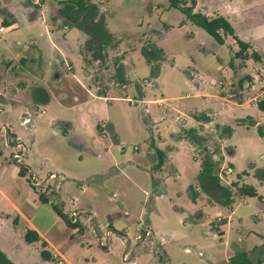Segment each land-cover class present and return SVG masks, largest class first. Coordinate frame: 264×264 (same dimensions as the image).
I'll return each mask as SVG.
<instances>
[{"label": "rangeland", "instance_id": "1", "mask_svg": "<svg viewBox=\"0 0 264 264\" xmlns=\"http://www.w3.org/2000/svg\"><path fill=\"white\" fill-rule=\"evenodd\" d=\"M34 1L0 0V249L15 264H131L126 253L134 264H231L238 252L264 264V112L250 89L264 68V0L194 9L228 17L261 61L237 58L232 36L220 44L169 0H92L89 33L64 0ZM32 33L42 57L16 60ZM207 148L235 170L231 201L198 180ZM243 184L256 194H241ZM52 203L80 212V226ZM34 226L64 259L42 258L41 243L25 238ZM147 228L152 236L139 238Z\"/></svg>", "mask_w": 264, "mask_h": 264}, {"label": "trees", "instance_id": "2", "mask_svg": "<svg viewBox=\"0 0 264 264\" xmlns=\"http://www.w3.org/2000/svg\"><path fill=\"white\" fill-rule=\"evenodd\" d=\"M171 6L176 7L180 9L190 21H192L194 24L198 25L202 29H204L208 34H210L216 41H218L220 44L225 43V39L227 36H232L238 46L239 50L236 53V57L247 60L249 58L254 59L255 61H261V56L258 52L249 50L252 48L249 42H246L239 38L236 35L235 29L233 25L231 24L230 20L224 16V15H217L214 17H209L201 12L194 11L198 0H169ZM64 3L69 5L72 8V14L71 19L73 20V25L77 26L78 28L84 30L86 33L91 32V28L88 27L89 21L92 17L96 16L95 13V7L92 2V0H64ZM83 15V17H81ZM89 18V19H87ZM102 46L99 47V49L95 52V58L102 60L104 58V53L102 51ZM156 72H154L155 74ZM258 108L264 112V98H262L258 104ZM255 125V124H254ZM191 132L195 133L196 130L191 129ZM222 131L225 134L231 135L232 129L228 126L223 127ZM258 132L261 136H264V126L258 125ZM193 138V141L200 145L198 143V138L196 135ZM155 153L157 155V163L154 165L155 169H160L166 160V154L162 149L155 148ZM16 159V158H15ZM216 165L217 163L213 160L212 156L205 155L204 160L201 165V169L198 175V180L200 183L207 189L211 186L213 189L219 190L223 195L226 196L228 201H231L232 199V188L230 186H225L221 183L220 178L218 177V174L216 172ZM19 174L22 176H25L28 173V168L23 165L19 164ZM233 185H237L235 182ZM238 191L241 194L250 195L253 196L256 194V190L248 184H243L239 187ZM40 199L43 203H49L50 200L46 193H40ZM53 208L66 220L68 225L71 227H77L80 226L79 221L73 222L67 213L63 212L56 204L52 203ZM227 223L226 218H221L219 225H223ZM212 231H216L217 235L221 237L223 233L219 230L218 226L215 227V225L212 226ZM25 238L29 242L38 241L42 245L41 249V256L45 260H54L55 257L54 254L48 250V243L39 235V233L34 229H27ZM244 261L243 264H251L250 260L247 257L246 252H238L236 255L231 259V264H241ZM0 264H15L14 261L4 252L0 249Z\"/></svg>", "mask_w": 264, "mask_h": 264}, {"label": "built area", "instance_id": "3", "mask_svg": "<svg viewBox=\"0 0 264 264\" xmlns=\"http://www.w3.org/2000/svg\"><path fill=\"white\" fill-rule=\"evenodd\" d=\"M35 3H39V0H35ZM7 29V26L5 25H0V33L5 32ZM65 65L68 67V69H71V65L64 60ZM250 89L256 93L253 95V97L251 98V101H254L255 104L257 105L258 102L264 98V68H262L261 70H259V72L256 74V80L253 81V83L250 85ZM5 128V127H2ZM196 146L195 148L200 151L201 146L198 145L197 143H195ZM17 145H21V144H17ZM209 147V146H208ZM209 152L212 153V158L216 159L215 157H218V161H221L219 164V171L217 172L218 177L220 178V181L223 185L225 186H231L233 184V178L235 175V170L233 168L232 165H230L229 163L226 162L225 158L223 159L222 153H216L213 149L207 148ZM223 155L225 156V152L223 153ZM14 157L17 159L19 158V154H14ZM217 161V160H215ZM203 162V161H202ZM50 178L51 179H57L58 178V174L56 173H51L50 174ZM31 180L34 181L35 180V174L32 173L31 174ZM79 213L78 211H73L71 213V215L69 216V218L73 221L76 222L79 220ZM143 234L139 235V238H144V237H150L152 236V234L154 233L153 230L151 228H147L143 231ZM108 233V231H107ZM103 244V242H101ZM124 261L126 262H130L131 264H134L135 261L134 259L131 260V256L126 253L123 256ZM59 264H64L63 260H59L58 262Z\"/></svg>", "mask_w": 264, "mask_h": 264}, {"label": "crops", "instance_id": "4", "mask_svg": "<svg viewBox=\"0 0 264 264\" xmlns=\"http://www.w3.org/2000/svg\"><path fill=\"white\" fill-rule=\"evenodd\" d=\"M34 3H35V1H34ZM41 23L45 25V28H46V31H47V36H48L49 40L57 47V45L54 43V41H53V39L51 37L49 27H47V25H46V21L43 19L41 21ZM67 28H69V26L66 25L65 29H67ZM30 39H31L30 43L26 44V45H23L21 47V49L16 53V60H17L18 57H20V58H22L25 61L28 60V61H31V62H33V61L35 62L36 60H38V58L40 59L42 57V55H43V54H41L42 53V51H41L42 49L39 50L40 46H39L38 41L36 40V36L34 35V33H32V35H30ZM9 62L10 61H8V64H9ZM197 85L199 86V83H197ZM17 138H20V136H17ZM15 144H16V142H15ZM162 167L159 170H162ZM137 170L141 171V172L143 171L142 168H139V167L137 168ZM48 181H50V180H48ZM156 184H158V182L156 180H154V178H153V185L156 186ZM19 212L29 222L30 219L28 218V216L26 214H24L21 210H19ZM216 215H220V213L218 212ZM226 219H227V223L221 225V227L228 224L229 218H226ZM34 228L39 233V235L48 243V247L54 248V245L44 235V233L38 227L34 226ZM220 231L223 233V235L220 238H223L224 235H225V231L223 229H220ZM58 255H60L64 259V257L61 254H57L56 253L54 256H58Z\"/></svg>", "mask_w": 264, "mask_h": 264}]
</instances>
